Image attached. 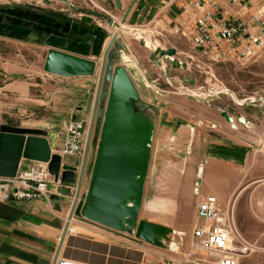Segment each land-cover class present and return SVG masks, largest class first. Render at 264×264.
Listing matches in <instances>:
<instances>
[{
    "label": "rangeland",
    "instance_id": "374dc122",
    "mask_svg": "<svg viewBox=\"0 0 264 264\" xmlns=\"http://www.w3.org/2000/svg\"><path fill=\"white\" fill-rule=\"evenodd\" d=\"M236 8L234 3H228L225 10ZM258 8H264V0H249L246 8L239 11L248 14ZM109 13L108 20L113 22L107 23V14L94 0H0V85L11 80L32 82L28 94L21 98L5 95L0 88V123L42 128L46 112L41 109V90H48L52 81L41 79L47 50L41 43V14L98 30L94 36L98 38V49L90 58L94 61L92 86L101 52L115 32L120 45L115 46L113 63L131 67L132 73L137 71L135 86L152 94L161 117L171 118L174 123L155 128L156 134H165V143L158 149L157 169L149 173L152 189L145 203L161 214H151L143 205L139 215L161 218L179 229L192 206L188 188L196 170L189 174V157L201 152L204 138L231 136L249 151L247 162L238 168L235 191L245 184L246 187L236 193L233 202L238 227L252 237L248 239L252 250L241 256L239 264H264V47L248 59L212 60L190 46L187 23L174 31L173 23L164 27L160 21L130 25L124 19L120 21L119 11ZM141 35H147L153 47ZM62 80L66 86L65 78ZM97 134L98 124L94 122L87 158L93 154Z\"/></svg>",
    "mask_w": 264,
    "mask_h": 264
},
{
    "label": "crops",
    "instance_id": "0c3cea01",
    "mask_svg": "<svg viewBox=\"0 0 264 264\" xmlns=\"http://www.w3.org/2000/svg\"><path fill=\"white\" fill-rule=\"evenodd\" d=\"M94 1L98 8L108 15H105V20L110 19L109 11L115 13L119 11L120 18H122L131 3V0H119L120 5L116 7L113 0ZM220 1L227 9L225 0ZM184 2L185 0H133L124 21L130 25L143 24L145 21L155 23L160 21L164 27L169 23L175 25L185 19L184 23L191 24L189 13L181 9ZM91 11L94 13L93 10ZM106 22H113V19ZM120 26H123V23H120ZM89 27L88 24L79 25L73 20H63L60 17L41 14V43L46 49L51 47L94 58L98 49V38L94 39V36L98 30ZM103 30H107L106 26H103ZM145 37L148 38L147 45L151 43L153 47L154 44L149 37L142 36L143 39ZM116 41L119 43L118 38ZM163 53L162 51L164 58ZM108 62L110 61H107L106 71L109 69ZM122 65L133 81L137 71L134 70L133 74L131 67L123 63ZM42 74L41 79H48L52 82L48 90L45 88L41 90V109L46 112L41 120V127L46 130L48 140L55 148L61 144L65 122L68 119L85 121L89 118L95 82L92 86L90 74L62 76L44 71ZM62 78H65L66 86L62 85ZM31 84L32 82L28 81L11 80L2 83L0 88L5 95H19L21 98L28 94ZM135 87L139 99L133 103L136 109L147 113L150 121L147 141L149 155L137 218L167 225L170 231L165 232L159 242L151 243L135 237L132 228L118 230L102 224L96 226L92 224L93 222H87L83 220V217L78 216L72 222L75 227L74 232L65 231L63 234L54 264H57L59 260H69L77 264H166L167 262L170 264H200L184 260L182 254L192 237V227L195 224L206 223V220L195 214L197 201L206 194L214 195L223 211L231 205L238 232L247 241L252 238L242 233L238 227L239 217L233 202L237 194L246 187L245 184L235 191L238 168L247 162L249 151L231 136L220 135L214 139L204 138L201 152L197 155L193 153L189 157V174L193 175L196 170L191 189L188 188L192 192V206L187 219L178 226L179 229L177 225L173 227L161 218L139 215L141 206L148 207L145 202H149V198H145L149 189H152L148 181L149 173L157 169L160 163L158 149L160 144L165 143L163 141L165 134H156L155 128H167V126H173L174 123L171 118L161 117L160 109H156V102L151 98L152 94L145 90L141 92L137 86ZM47 127H54V129H47ZM48 134H52V137ZM92 156L89 155L86 160L78 198L83 197L86 189ZM61 160L78 166L80 158L63 156ZM30 162V159L23 158L19 167H26ZM52 191L47 199H9L0 202V264L52 263L74 195L75 185L59 182L55 184ZM149 211L151 214H161L158 210L149 208ZM240 259L241 257L238 258L236 264H239Z\"/></svg>",
    "mask_w": 264,
    "mask_h": 264
},
{
    "label": "water",
    "instance_id": "95a60500",
    "mask_svg": "<svg viewBox=\"0 0 264 264\" xmlns=\"http://www.w3.org/2000/svg\"><path fill=\"white\" fill-rule=\"evenodd\" d=\"M113 2L119 7V0ZM115 37L116 33L112 32L101 52L84 150L78 166L63 162L57 153L50 152L45 129L0 123V176H14L23 158L36 159L47 162L53 179L75 185L51 264L56 260L59 243L72 214L113 229L132 228L135 237L151 243L159 242L164 233L170 231L164 224L137 218L149 155L150 121L147 113L136 109L133 103L139 99V94L126 68L112 61L115 46L119 44ZM107 60L111 62L108 71ZM42 69L62 76L92 74L94 61L49 47ZM94 122L98 124L97 139L87 186L83 197L78 198Z\"/></svg>",
    "mask_w": 264,
    "mask_h": 264
},
{
    "label": "built area",
    "instance_id": "2783aa9c",
    "mask_svg": "<svg viewBox=\"0 0 264 264\" xmlns=\"http://www.w3.org/2000/svg\"><path fill=\"white\" fill-rule=\"evenodd\" d=\"M234 3L237 8L226 11L220 0H185L181 9L189 13L191 24L188 28L190 46L200 54L212 60L225 57L248 59L254 57L264 47V8L250 13L240 12L246 8L249 0H225ZM185 19L177 22L175 30L183 26ZM86 123L81 119H68L65 122L64 135L59 147L49 142L50 152L60 157L81 158L85 143ZM26 167H19L14 176H0V202L9 199H47L55 184L47 169V162L30 159ZM195 214L206 223L195 224L191 229V239L182 254L184 260L200 264H236L239 257L248 254L251 242L238 232L231 205L225 211L214 195H203L196 203ZM71 215L65 231L73 233ZM87 222L99 223L83 218ZM57 264H77L69 260H59ZM166 264H170L167 262Z\"/></svg>",
    "mask_w": 264,
    "mask_h": 264
},
{
    "label": "bare ground",
    "instance_id": "6f19581e",
    "mask_svg": "<svg viewBox=\"0 0 264 264\" xmlns=\"http://www.w3.org/2000/svg\"><path fill=\"white\" fill-rule=\"evenodd\" d=\"M108 61V60H107ZM110 62H108V64H109ZM106 66H107V63H106ZM149 145V144H148Z\"/></svg>",
    "mask_w": 264,
    "mask_h": 264
},
{
    "label": "trees",
    "instance_id": "16d2710c",
    "mask_svg": "<svg viewBox=\"0 0 264 264\" xmlns=\"http://www.w3.org/2000/svg\"><path fill=\"white\" fill-rule=\"evenodd\" d=\"M27 9H29V7H26Z\"/></svg>",
    "mask_w": 264,
    "mask_h": 264
}]
</instances>
